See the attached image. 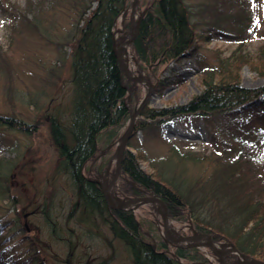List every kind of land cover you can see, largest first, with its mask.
Returning a JSON list of instances; mask_svg holds the SVG:
<instances>
[{
  "label": "trees",
  "instance_id": "16d2710c",
  "mask_svg": "<svg viewBox=\"0 0 264 264\" xmlns=\"http://www.w3.org/2000/svg\"><path fill=\"white\" fill-rule=\"evenodd\" d=\"M259 2L205 0L193 7L187 0H152L143 7L132 53L151 81L153 93L181 78L176 77L173 65L184 59L199 63L200 43L210 41L212 34L239 39L240 43L228 56L219 57L216 65H205L202 89L184 105L155 109L146 103L132 135L157 129L162 121L184 115L229 118L254 114L264 118V42L252 52L242 49L248 33L264 38V12L256 13L259 21L253 15ZM72 3H77L76 17L64 36L70 52L71 119L63 124L53 114L46 118L50 143L58 159L56 169L75 186L82 220L94 217L107 225L113 238L127 249L132 264H211L198 248L168 246L149 235L150 225L139 221L131 211L110 210L100 183L87 177L88 165L96 158L99 147L112 144L127 126L128 102L136 103L139 84L121 76L113 44L114 22L130 0ZM243 65L263 80L260 86H241ZM0 126L24 134L38 128L36 123L29 125L2 114ZM235 149L234 155V149L216 155L221 162H212L213 172L207 179L188 182L181 178L184 176L179 177L185 162H153L141 148L126 149L117 193L143 196L151 192L165 203L170 218L187 221L195 231L231 243L238 252L264 262V161L245 144ZM6 183L4 173H0L1 197L12 195ZM17 200L12 197L15 204ZM8 234L9 230L0 222V264H46L37 252L25 250L22 256L19 251L9 252L15 237L5 243Z\"/></svg>",
  "mask_w": 264,
  "mask_h": 264
},
{
  "label": "rangeland",
  "instance_id": "374dc122",
  "mask_svg": "<svg viewBox=\"0 0 264 264\" xmlns=\"http://www.w3.org/2000/svg\"><path fill=\"white\" fill-rule=\"evenodd\" d=\"M73 1L0 0V114L21 119L29 125L36 123L38 126L37 131L30 134L0 126V162H9L0 165V173H4L7 182L5 186L12 194L11 197L0 196V222L9 230L4 242L15 237V244L9 252L19 251L21 256L25 250L37 252L46 264H132L127 249L113 238L107 225L94 217L88 221L82 220L80 207L76 205V188L67 176L57 171L58 159L48 135L47 116L53 114L63 124H68L71 119L70 52L64 36L76 17L77 3L73 4ZM151 1L139 0L129 23L133 2L130 0L114 24L116 47L128 40L129 26L132 27V33H135L143 7ZM187 1L193 7L205 2ZM259 1L260 7L253 14L255 21L260 20L256 13L264 12V0ZM29 6L33 8L31 11ZM212 36L210 41L200 43L199 63L184 59L176 66L173 65L176 77L181 78H177L175 84L164 90L153 93L146 101L149 107L165 109L184 105L202 89L201 73L205 65H216L219 57L228 56L240 43L239 39ZM244 38L242 49L249 52L264 42V38L254 32ZM127 50L131 56L129 68H126L128 73L131 71L129 74L134 77L148 79L138 68L131 47ZM240 80L241 86L248 88L263 83L246 65L240 69ZM138 84L136 103H133L134 100L128 102L130 115L147 92V84ZM126 127L112 144L99 147L96 158L88 165L87 177L96 179L101 187L108 185L111 180L116 162L115 151ZM241 144L257 152L264 161V118L254 114L229 118L199 115L175 117L162 121L157 129L146 133L138 131L130 137L127 149L135 151L141 148L153 162H185L179 177L184 176L181 178L188 182L195 178L207 179L213 172L212 162H221L216 155H221L222 150L231 149H234V155L235 148ZM192 156H195L194 160ZM141 166L146 168L145 163ZM117 189L115 183L108 190L114 203L136 197L120 195ZM13 196L18 199V203L12 201ZM127 210L139 221L144 220L150 225L149 235L163 239V208L159 211L153 203H136ZM168 221L172 224L174 234L166 230L171 235L185 237L192 234L187 221L170 217ZM203 238L207 242V238ZM214 243L231 249L233 246L222 240H213V246ZM198 249L211 264H222L221 258L209 248L200 246ZM216 249L222 253L221 257L227 264L243 262L233 250L238 258L225 255L220 248ZM246 257L247 260L252 259Z\"/></svg>",
  "mask_w": 264,
  "mask_h": 264
},
{
  "label": "water",
  "instance_id": "95a60500",
  "mask_svg": "<svg viewBox=\"0 0 264 264\" xmlns=\"http://www.w3.org/2000/svg\"><path fill=\"white\" fill-rule=\"evenodd\" d=\"M138 1L139 0H133L132 2V6H131V11H130V21L132 19L133 16V12L135 7L138 5ZM139 24V23H138ZM138 24L135 30V33H132V28L129 27V37L128 40L124 43L119 44L116 47V44H114V52L117 58V61L119 63V67L121 70V74H123L128 80H130L131 82H136V83H146L148 88H147V92L145 93L144 97L142 98L140 104L138 105V107L134 110V112L130 115V119H129V124L126 128V130L124 131L117 150L115 151V169L114 172L112 174L111 180L108 183V185L104 186L101 188L102 191V195L104 197V200L107 204V206L112 209V210H122L125 209V207L129 204H133V203H138L139 205H143V204H147V203H157L159 205L162 206V208L164 209V214L161 215L162 218V233H163V240L165 243L167 244H174L178 247H182V248H187V247H199V246H203V247H207L209 248L213 253H215L217 256H219L221 258V262L222 264H227L223 258L221 257V252L219 250H217L214 246H213V240L211 235H205L202 233H196L194 230H192V234L189 236H185V237H175L173 235H171L167 230H166V223L168 221L169 218V213H168V209L165 205V203L159 199L158 197L154 196L152 193H150L149 195L146 196H142V197H132L129 198L128 200L125 201H121L119 203H114L112 201V199L109 197L108 195V190L114 185V183L116 182L120 170H121V159H122V155L123 152L126 148L128 139L130 138L131 132L133 130L134 127V122H135V118L139 115V112L141 110V108L145 105L147 99L150 97L152 90H153V86L151 84V82L149 81V79H145L142 77H134L132 75H130L128 73V70L123 66L122 64V57H121V53H124L127 51V48L132 46L135 40V37L138 33ZM138 68H139V63L137 60H135ZM207 238V242L204 243H198V242H193L190 243L191 240H198L201 238ZM182 242H185L186 244H182ZM232 246V245H231ZM232 250L235 251L240 257L241 260H243V262L238 263V264H264V262L261 261H256V260H247V257L242 254L239 253L235 247L232 246Z\"/></svg>",
  "mask_w": 264,
  "mask_h": 264
},
{
  "label": "bare ground",
  "instance_id": "6f19581e",
  "mask_svg": "<svg viewBox=\"0 0 264 264\" xmlns=\"http://www.w3.org/2000/svg\"><path fill=\"white\" fill-rule=\"evenodd\" d=\"M129 58H131V56H130V54H129V51L127 50L126 52H124L123 53V55H122V64H123V66L125 67V68H129V64H128V62H129ZM130 70V69H129ZM129 73H132L131 71H129ZM120 74H121V70H120ZM143 84L145 85V83L143 82ZM131 109L129 108V111H130ZM151 193V192H150ZM150 193H148V194H146V195H149ZM146 195H144V196H146ZM155 206H156V208L159 210V211H162V206L161 205H159V204H157V203H153ZM136 205V203H133V204H129V205H127L126 207H125V209H122V210H127V208L128 207H131V206H135ZM167 207V206H166ZM168 209V208H167ZM127 211H129V210H127ZM169 211V210H168ZM166 229L168 230V231H170L171 233H173V227H172V224L168 221L167 223H166ZM174 234V233H173ZM195 242H198V243H204L205 241H204V238H201V239H198V240H196ZM214 247L215 248H220V249H222L223 250V253H225V255H231V256H233V257H237V254H235V252H233L232 251V249L231 248H229V247H227V246H223V245H221V244H217V243H214ZM238 258V257H237Z\"/></svg>",
  "mask_w": 264,
  "mask_h": 264
}]
</instances>
